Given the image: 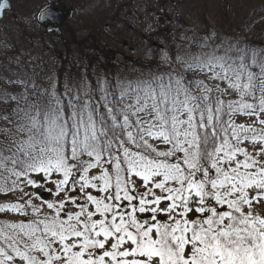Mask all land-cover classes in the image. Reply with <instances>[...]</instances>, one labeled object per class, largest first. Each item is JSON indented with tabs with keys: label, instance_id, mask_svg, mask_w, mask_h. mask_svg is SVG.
I'll return each instance as SVG.
<instances>
[{
	"label": "snow or ice",
	"instance_id": "obj_1",
	"mask_svg": "<svg viewBox=\"0 0 264 264\" xmlns=\"http://www.w3.org/2000/svg\"><path fill=\"white\" fill-rule=\"evenodd\" d=\"M175 63L118 96H11L0 193L23 196L0 213L22 219L0 221V264H264V47Z\"/></svg>",
	"mask_w": 264,
	"mask_h": 264
},
{
	"label": "trees",
	"instance_id": "obj_2",
	"mask_svg": "<svg viewBox=\"0 0 264 264\" xmlns=\"http://www.w3.org/2000/svg\"><path fill=\"white\" fill-rule=\"evenodd\" d=\"M53 1H55V4L57 3V6L65 10V5L61 3H72L71 0ZM100 1L101 0H91V3H94V7H96ZM133 1L134 0L129 2L126 0H118V2L126 4L124 7H118L119 3H117V0H112L105 11L107 15L106 19L110 21V23L108 25L104 24L101 29L105 30L104 33L107 31L106 34L103 35L104 33L96 32L94 36L86 37L85 41L88 42L89 50L95 53L100 52L98 54L99 58L90 59L89 57L85 60H78L75 53H72L70 48L74 47L71 46V43L76 41L71 34V29L69 33L66 34V25L69 23V18L66 15V21L64 23L65 28H62L63 36L59 38L54 34L45 33L42 30L43 36H36L40 44L35 42L34 47L31 45L23 46L24 50H17L14 48L16 45H14L13 38L9 41L10 48L0 46V117L5 114L11 115L12 109L15 107L16 103L11 99V96L15 95L21 98L20 104L23 105V96H31L33 91L49 88L52 82H42V80L46 78L58 82V85L61 86V91H63L62 86L68 84L73 87L74 92L79 91L81 96H85V93L90 92L94 99H98L103 95L100 89L104 87L105 81L111 85L110 90L115 92L117 96L119 95L121 87L117 88L113 82V78L118 82L119 75L127 74L129 77H132L130 82L133 83L150 80L153 75L158 76V74L155 73V71L157 72L155 66L151 64H143L142 66L139 58L133 57L136 47H154L152 51L161 48L166 49L168 53H172L171 51L173 49H182V51H184L185 48L189 46L185 41H178L175 35L176 32L174 33L172 29L171 23L173 17L170 16L169 11L171 10L170 8L173 7L169 0H150L153 7L143 10V15L139 13L141 15L139 18L135 17L138 12L137 7L133 6ZM66 6L68 7L69 4ZM122 10H124V14ZM10 11L11 10L6 13H10ZM126 11L128 12L125 13ZM148 12V18L150 17V20L151 16H153V18L152 23L147 25L146 30L148 31L145 33L143 26H141V20H146ZM258 19L264 20V15H257L252 18L254 23L260 24L261 21H257ZM76 22H78V20L74 21L73 24ZM1 23L3 22L0 21V24ZM64 24L62 26H64ZM152 26L153 29L150 30ZM38 30L39 27L37 26L34 32ZM12 32L23 35L24 31L21 29H14L9 33L11 36L14 35ZM243 32L244 31L241 33ZM4 35H6V33ZM20 35H18V37ZM68 36H71V38L69 39ZM24 37H26V35H24ZM248 38V32L235 36L236 41H243ZM27 39H29V37H27ZM222 41L224 42V39ZM222 41L221 46L223 45ZM209 43L210 42H208V44ZM211 43L215 45L216 42L214 43L213 40ZM118 46L126 48L127 55H124L123 62L116 65V59L110 57H115L116 54L119 53V51L116 50ZM82 48L83 46L81 45V49ZM161 49L157 51H161ZM169 49L171 50L169 51ZM73 50L77 52L76 48ZM170 61L171 64L167 72L175 67L174 61ZM9 63L10 66L8 69L7 65ZM142 68L146 69L144 75L140 74V69ZM93 69L104 73L101 77L102 82H99V87L96 88L95 71L91 73ZM136 69H138V71L134 72ZM68 75L69 77H67ZM73 77H77V80H72ZM7 126V121L0 119V127ZM0 139H3L2 135H0Z\"/></svg>",
	"mask_w": 264,
	"mask_h": 264
},
{
	"label": "rangeland",
	"instance_id": "obj_3",
	"mask_svg": "<svg viewBox=\"0 0 264 264\" xmlns=\"http://www.w3.org/2000/svg\"><path fill=\"white\" fill-rule=\"evenodd\" d=\"M11 1V11L10 13L4 12L2 17V22L0 24V46H5L10 48L9 41L14 39V48L17 50H24L23 46H35V42L40 44L36 37L37 35L42 34V30L45 32L44 27L41 26L36 19V13L39 8L46 4H52L59 10H61L68 18L69 23L66 28V34L69 33L71 29V34L76 42L71 43V46L76 48L77 52L74 51V48H70L72 53H75L76 58L78 60H85L86 58L95 59L99 58L98 54L100 52H92L88 48V42L85 41L86 37L94 36L96 32L104 33L105 30H101L103 25H108L110 21H107L106 17V9L108 4L112 2V0H101L95 6L94 3H91V0H71L72 3H61L65 5L66 10L60 6L55 4L53 0H10ZM127 2L132 0H126ZM174 4L173 8H170L169 11L172 19V29L174 33L176 32V37L178 41H185L188 43L187 48L184 51L173 49L171 52H166V49H161V51L154 50L151 47H136L134 49L135 53H133L134 58H139L140 63L142 64H151L157 68L158 75L162 73H166L169 70L170 60H173L174 63L177 57H180L182 60H189L195 56H199L203 53L212 51L216 46H221V41L224 39L223 45L221 46V50L227 45H234L238 48H243L246 45L252 46L255 48L264 47V20L258 19L257 21H261L260 24L254 23L252 20L253 16L264 15V0H223L224 3H220L222 0H169ZM118 7H124L126 4L118 2ZM133 6L137 7V14L135 17L139 18L143 15V10L152 8V3L150 0H134ZM69 4L67 7L66 5ZM170 4V3H169ZM124 14V10H122ZM126 11L125 13H127ZM141 13V15L139 14ZM126 15V14H125ZM149 12L147 14L146 20H141V26H143V30L147 33V25L152 23L150 17L148 18ZM82 17V18H80ZM78 20V22L74 23V21ZM140 22V21H139ZM3 25V26H2ZM2 26V27H1ZM39 27L37 32H34ZM62 28H65L62 26ZM22 30L23 35L15 32L14 35H10V31L12 30ZM153 29V26L150 30ZM248 30V31H247ZM244 31L243 33H241ZM107 32V31H106ZM106 32L103 34L105 35ZM248 32V39L243 41H236L235 36L245 34ZM6 33V35H4ZM46 33V32H45ZM65 34V36H66ZM26 35V37H24ZM61 36L62 32H61ZM29 37V39H27ZM202 40H201V38ZM70 39L71 36H68ZM214 40V44L211 42ZM85 41V43H84ZM210 42L211 44H208ZM81 45L83 48L81 49ZM192 45V46H190ZM201 45H205V47H201ZM181 47V46H180ZM163 48V47H162ZM177 48V46H176ZM33 49V48H32ZM116 50L119 53L116 54L115 57H110L116 59V65L123 62L124 55L127 53V49L124 47H116ZM171 49H169L170 51ZM127 55V54H126ZM10 63L7 65L9 69ZM175 67L179 68L182 65H178L175 63ZM146 69H140V74L144 75V71ZM172 70V69H171ZM93 69L92 72H94ZM138 71L136 69L134 72ZM96 79V87H99V82H102L103 72L95 71L94 72ZM187 75L191 76L193 73H188ZM69 77V75L67 76ZM77 77H73L72 80H77ZM132 77H129L127 74L119 75L118 82H116L113 78L114 84L117 85L119 83V87L122 89H126L128 83L131 81ZM152 78V77H151ZM79 80V79H78ZM53 82V79H44L43 83ZM70 81V80H68ZM74 82V81H73ZM76 83V82H74ZM223 86V85H222ZM115 88V89H117ZM120 90V91H121ZM119 91V93H120ZM125 104H134L135 97L134 96H125L124 98ZM247 120V117L240 118V122ZM251 150V149H250ZM51 187V185H45L44 190L47 192V188ZM25 191L29 193H35V189L28 187L25 188ZM95 194V193H94ZM23 196V193L17 191L15 193H8L7 195L0 193V202H8L16 201L18 197ZM29 197L24 196V199L27 200ZM34 203H40L35 196L32 197ZM52 200L57 199V197L53 194L51 196ZM46 210V209H45ZM256 211L259 214L264 215V202L256 206ZM21 217H18L15 213H0V221H8V222H17Z\"/></svg>",
	"mask_w": 264,
	"mask_h": 264
},
{
	"label": "water",
	"instance_id": "obj_4",
	"mask_svg": "<svg viewBox=\"0 0 264 264\" xmlns=\"http://www.w3.org/2000/svg\"><path fill=\"white\" fill-rule=\"evenodd\" d=\"M0 2H4V0H1ZM6 3H7V1H6ZM7 4H8V3H7ZM46 5H50L52 8L56 9V8H55L54 6H52L51 4H46ZM43 6H45V5H43ZM43 6L40 8V10L38 11V13L36 14V19H37L38 23H40V24H46V23H47L46 31H47V32H54V33H56L57 36H60L61 32H60V28H59V26L61 25V23H62L63 20H64V16H63L62 12H61L60 10L56 9L57 12L59 13V18H58V20L55 21V22H53V21H51V20H48L47 18L44 19V20H41V19H40V12H41ZM8 8H9V4H8V7H6L5 9H8ZM2 12H3V11H0V17H1ZM43 196H44V197H47L48 199H50V195H49V194H45V193L43 192Z\"/></svg>",
	"mask_w": 264,
	"mask_h": 264
},
{
	"label": "bare ground",
	"instance_id": "obj_5",
	"mask_svg": "<svg viewBox=\"0 0 264 264\" xmlns=\"http://www.w3.org/2000/svg\"><path fill=\"white\" fill-rule=\"evenodd\" d=\"M152 7H153V6H152ZM65 21H66V16H64V20H63V22L61 23V25H63V24L65 23ZM46 26H47V23L43 25L45 32L48 33V34H52L51 32H47V31H46Z\"/></svg>",
	"mask_w": 264,
	"mask_h": 264
}]
</instances>
